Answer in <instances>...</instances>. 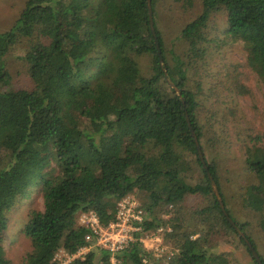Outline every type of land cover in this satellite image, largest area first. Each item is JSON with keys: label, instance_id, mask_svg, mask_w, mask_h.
<instances>
[{"label": "trees", "instance_id": "16d2710c", "mask_svg": "<svg viewBox=\"0 0 264 264\" xmlns=\"http://www.w3.org/2000/svg\"><path fill=\"white\" fill-rule=\"evenodd\" d=\"M200 1V14L180 35L187 52L171 50L170 58L158 27L160 0H151L155 34L149 0H27L12 26L0 32V264H11L3 246L7 213L35 189L43 209L31 211L24 224L32 250L23 264H60V251L72 256L91 246V231L77 218L93 212L108 226L118 203L133 193L144 218L136 223V241L115 254L123 264H229L214 253V242L239 234L213 192L193 132L203 155L204 146L213 157L212 147L225 143L209 126L202 99L208 96L191 90L189 73L209 55L212 16L225 11L226 35L243 42L248 67L264 79V0ZM173 2L192 7L195 0ZM16 50L23 51L19 57L33 88L13 86L7 58ZM144 58L150 61L147 72ZM217 111L213 116H236L229 108ZM204 158L226 211L256 249L248 224L228 207L219 164ZM245 163L257 181L244 187L239 204L263 213L264 147L246 146ZM190 196L203 203L188 208ZM190 221L207 225L209 234L194 238L198 231ZM159 230L175 251L170 260L142 247L141 237ZM110 257L93 247L70 264H109Z\"/></svg>", "mask_w": 264, "mask_h": 264}, {"label": "rangeland", "instance_id": "374dc122", "mask_svg": "<svg viewBox=\"0 0 264 264\" xmlns=\"http://www.w3.org/2000/svg\"><path fill=\"white\" fill-rule=\"evenodd\" d=\"M26 1L0 0V32L12 26ZM201 9L200 0H195L192 7H183L182 4L175 3L173 0H160L158 27L162 33L166 54L169 58L171 50L179 55L187 52L188 48L179 41L180 35L184 27L200 14ZM227 28L225 11H220L212 16L207 29L208 37L211 40L207 45L209 55L206 59L195 61L194 64H197L194 67L191 66L190 88L199 96L203 94L208 96L202 98L206 104L203 107L206 120L209 126L214 127L215 136L225 143L224 146L222 142L218 143L216 149L212 147L213 157H211L208 147L204 146L205 155L203 156L209 161L214 158L219 164L220 185L228 207L238 222L248 224L246 233L256 244L260 258L264 260V228L261 223L264 219V212L245 210L239 204V197L244 187L257 181L246 168V146L264 147V79L248 67V53L243 42L227 36ZM22 53V50H16L11 52L7 58L13 86L15 88H33L32 80L19 57ZM140 63L144 71L147 72L150 64L149 59H141ZM230 87H232L231 92H229ZM239 87L241 95L237 93ZM232 98L235 102L231 100ZM219 108H222L226 113L228 108L232 109L236 116L232 117L229 114L213 116L214 112L218 113ZM210 117L211 121H209ZM131 196L138 201L136 193ZM202 203L203 199L197 196H190L186 200L188 208L197 207ZM42 209V197L39 190L35 189L29 193L27 199L16 203L7 213L8 227L3 234V246L11 264H23L31 252L30 240L23 233L24 224L31 211ZM77 224L82 226L81 215L77 218ZM189 226L198 231L194 238L210 232L207 225L197 226L193 221H190ZM155 236L149 234L142 236V241H140L146 252L150 253L152 248L156 250L159 247V243L151 240ZM239 236L231 232L217 239L214 242V253L217 256L226 257L229 264H256L251 252L240 241ZM163 244L169 247L164 241ZM88 252V250L83 251L84 255L78 259L83 260ZM56 257L60 264H70L64 250L60 251ZM154 257L163 260L165 252Z\"/></svg>", "mask_w": 264, "mask_h": 264}, {"label": "built area", "instance_id": "2783aa9c", "mask_svg": "<svg viewBox=\"0 0 264 264\" xmlns=\"http://www.w3.org/2000/svg\"><path fill=\"white\" fill-rule=\"evenodd\" d=\"M117 207L116 220L108 226H102L98 217L93 212L81 215L82 226L91 231L86 240L92 245L81 249L75 255L68 256V263L84 255L83 251H90L91 248L95 247L111 253L109 264H123L116 258L115 254L127 249L131 243L136 241V233L141 231V227H137L136 223L143 221L144 212L141 209L140 203L133 196H127L122 199ZM161 231L159 230V234L151 239L159 243V247L156 250L152 248L150 253L157 257L159 253L165 252L166 259L170 260L174 256L175 251L163 244L164 240L160 235Z\"/></svg>", "mask_w": 264, "mask_h": 264}, {"label": "water", "instance_id": "95a60500", "mask_svg": "<svg viewBox=\"0 0 264 264\" xmlns=\"http://www.w3.org/2000/svg\"><path fill=\"white\" fill-rule=\"evenodd\" d=\"M149 12H150V23H151V28H152V32L153 34H155V29H154V20H153V11H152V6H151V0H149ZM156 44H157V49H158V54L160 55L161 54V51H160V46L158 44V41H156ZM160 59L162 60V58L160 57ZM165 76H166V79H167V82L169 83V85L179 94L181 95V92L180 90L173 84V82L170 80V78L168 77V74L166 73V70H165ZM193 136H194V140H195V143H196V147H197V151H198V156H199V159L202 163V166L203 168L205 169V171L207 172V175L210 179V182H211V186H212V189H213V192L216 196V198L218 199L219 201V204L221 206V209L223 211V214L225 215V217L227 218L228 222L235 228V230L238 232V234L241 236V238L245 241L249 251L251 252L253 258L256 260V262L258 264H263L258 252L256 251V249L254 248V246L252 245V243L249 241V239L246 237V235L244 234V232L241 231V229L235 224V222L233 221V219L229 216L228 212L226 211V208H225V205H224V202H223V199L221 197V194H220V191L218 189V186L206 164V161H205V158L203 156V153H202V149H201V146H200V143L198 141V138L196 137V135L194 134L193 132Z\"/></svg>", "mask_w": 264, "mask_h": 264}]
</instances>
